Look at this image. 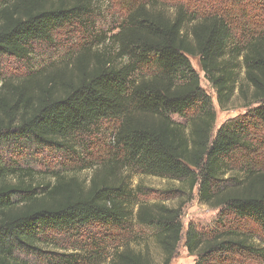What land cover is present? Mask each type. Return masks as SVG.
<instances>
[{
	"label": "trees",
	"instance_id": "obj_1",
	"mask_svg": "<svg viewBox=\"0 0 264 264\" xmlns=\"http://www.w3.org/2000/svg\"><path fill=\"white\" fill-rule=\"evenodd\" d=\"M245 1L225 0L224 10L198 16L131 0L106 43L85 41L61 62L0 74V264H101L112 229L133 220L156 228L161 264H171L183 235V203H141L125 177L117 179L115 164L179 181L184 194L197 188L200 201L220 208L209 236L192 226L186 231L195 264L264 259V170L245 156L255 151L254 131L264 130V0H251L260 12L253 15L240 6ZM92 6L91 0H0V59L38 64V46L86 22ZM191 57L199 59L221 108L236 91L251 107L216 134L213 100ZM104 122L113 123L111 166L89 181L75 171L37 169L41 151L73 150ZM231 217L255 229L229 227ZM100 227L107 230L103 238L91 232L77 240ZM62 236L78 243L69 249ZM108 264L155 262L121 244Z\"/></svg>",
	"mask_w": 264,
	"mask_h": 264
},
{
	"label": "rangeland",
	"instance_id": "obj_2",
	"mask_svg": "<svg viewBox=\"0 0 264 264\" xmlns=\"http://www.w3.org/2000/svg\"><path fill=\"white\" fill-rule=\"evenodd\" d=\"M131 0H91L93 6L91 14L86 22L75 24L56 32L52 42L38 46L40 62L30 64L17 62L13 59H0V74H19L26 73L30 69H36L41 64L47 65L51 62H61L70 54H77L79 48L85 41L92 42L96 46L100 43H106L108 36L114 31L125 17V7ZM139 1V0H138ZM150 1V0H144ZM225 0H156V6L165 7L171 14L177 7H183L189 13L200 16L204 11L223 9ZM245 6L250 15L254 12L259 14L255 4L251 0L240 3ZM260 7V6H259ZM261 8V7H260ZM262 14V13H261ZM86 37V35H90ZM191 63L194 69L200 75L201 86L211 96L213 105L217 113V122L214 134L218 128L227 121L237 116H243L248 113L251 107H248V98L239 95L236 91L231 102L221 108L216 99V92L210 82L205 78L204 72L199 65L197 57H191ZM176 120H181L178 115L173 116ZM111 122H104L90 135L84 136L73 150H44L37 155V169L43 172L55 171H75L81 179L89 181L95 174L101 173L106 166H111L112 162L107 161L113 154V138L110 127ZM256 139L255 151L247 153L245 156L257 167V170H264V130L254 131ZM236 160L243 161L237 156ZM110 162V163H109ZM239 162L234 167H239ZM115 174L117 179L124 177L128 181L130 188L135 190L136 199L145 204L163 203L169 207H177L182 204L181 222L183 224V235L178 245L177 252L172 259L171 264H195L198 256L191 254L185 246V234L189 226H192L205 237L209 236L216 227V221L220 214V208L209 206L200 201L198 189L195 188L192 195L184 194L179 181L160 178L157 176L140 175L135 170H125L121 164H115ZM230 173L226 177H231ZM227 225L253 230L254 226L247 222L239 221L233 217L227 219ZM114 236L107 244L101 246L107 247V255L101 264H108L111 253L121 244H129L137 249L143 250L151 256L155 264H161L163 256L156 240V228L146 225H140L135 220L124 228H113ZM103 238L107 230L97 228L92 231H82L78 234L81 241L88 239L90 233ZM258 232V231H255ZM65 242L63 246L72 249L76 243L67 237H63ZM80 241V240H78ZM234 261L230 264H264V259L252 260L243 256H234Z\"/></svg>",
	"mask_w": 264,
	"mask_h": 264
}]
</instances>
